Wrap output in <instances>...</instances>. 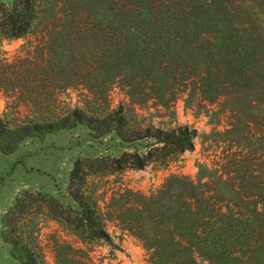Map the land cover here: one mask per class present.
I'll use <instances>...</instances> for the list:
<instances>
[{
  "label": "rangeland",
  "instance_id": "1",
  "mask_svg": "<svg viewBox=\"0 0 264 264\" xmlns=\"http://www.w3.org/2000/svg\"><path fill=\"white\" fill-rule=\"evenodd\" d=\"M180 1L184 11L196 6L200 16H207L203 29L196 31L210 34L203 33L196 43L176 38L169 43L166 56L151 64L144 62L156 76L154 82L133 80L132 75L123 73L114 77L98 62L85 64L87 57L78 56L74 64L66 66L65 51H58L63 60H56L55 54L49 58L50 64L67 67L58 78L75 80L63 85L58 110L79 106L97 115L121 102L133 123L165 128L186 123L196 128V134L191 149L171 155L165 163L154 161L143 168L89 175L81 172L84 189L96 201L114 245L84 238L44 208L32 207L19 221L18 229L40 264H84V260L89 264H178L159 257L151 260L152 249L139 232L151 239L178 238L179 232L190 230L189 236L197 235L185 227L188 221L202 224L204 236L213 238L216 226L223 232L225 223L253 220L249 226L255 231H249V237L251 243L256 240L255 246L246 255L235 254L238 260L227 264H258L264 259V0ZM170 10H175L173 3ZM179 16L181 19L169 21V27L183 26L188 32L194 24L187 21L186 14ZM41 28L37 21L23 36L0 37V67L17 57L40 54V49L49 45L43 44L46 40ZM231 30L235 45L253 52L243 66L232 62L230 55V62L221 64L217 55L218 49L232 42L223 39ZM200 43L204 45L201 49ZM131 66L136 73L137 65ZM5 76L3 69L0 115L20 120L36 112L37 104L26 105L5 90L11 86L5 83ZM147 143L145 138L122 142L113 132L96 137L87 125L77 123L27 137L13 151L0 150V264H22L2 236L3 213L21 191L46 192L72 203L67 187L77 159L113 156L123 149L144 148ZM229 234L221 233V245L245 250L236 243L241 235ZM212 264H224L223 258Z\"/></svg>",
  "mask_w": 264,
  "mask_h": 264
},
{
  "label": "trees",
  "instance_id": "2",
  "mask_svg": "<svg viewBox=\"0 0 264 264\" xmlns=\"http://www.w3.org/2000/svg\"><path fill=\"white\" fill-rule=\"evenodd\" d=\"M171 3L175 5L173 11L170 10ZM182 4L183 1L180 0H11L10 3L0 0V37L23 36L39 21L46 40L43 44L49 43L40 49V54L17 57L4 62V67H0V73L3 69L6 71L5 83L11 85L5 86V90L13 92L26 105H38L36 112L20 120L0 115V150L13 151L27 137L77 123L87 125L91 134L96 137L113 132L122 142L148 139L144 148L123 149L113 156L77 159L67 187L72 203H64L46 192L28 189L21 191L14 204L3 213L2 236L11 244V254L22 264H40L37 253L18 229L19 221L32 207L44 208L84 238H99L114 245L110 233L102 223L96 201L84 189L83 173L89 175L125 168H143L154 161L165 163L171 155L193 147L195 127L186 123L169 128L133 123L127 118L121 102L97 115L89 114L79 106L63 111L57 108V99L63 85H71L75 81L65 76L58 78V74L64 72L69 63L74 64L73 61L78 56L87 57L83 61L89 66L98 62L114 77L123 73L126 76L132 75L133 80L139 78L154 82L156 76L150 68L143 66L144 62L151 64L158 57L166 56L170 51L169 43L176 38L185 37L196 43L201 41L203 33L210 34L205 30H200L199 34L196 31L203 29L201 24L207 16H200L196 6L184 11ZM186 7L189 9L190 5ZM185 14L187 21L194 24L188 32L183 26L174 29L169 27L171 19H181L179 15ZM233 36L231 30L223 39L232 41ZM197 45L200 49L204 47L201 43ZM230 45L217 50L221 64L230 62L227 55L231 56L232 62L242 66L251 59V49L244 45L236 46L235 41L230 42ZM58 51L67 52L66 66L49 63V58L54 57V54L57 55L56 60H63ZM131 65H137L136 73L133 68L135 66ZM125 67L129 69L124 71ZM256 213L260 214V210L256 209ZM257 219L259 218L255 220ZM252 222L253 220H247L246 224L225 223L222 225L225 229L223 232L221 227L216 226L213 238L205 237L206 229L195 221H188L185 227L194 230L197 235L189 236L190 230L179 232L178 238L170 235L168 238L151 239L142 232H139V236L152 249L153 261L155 257H159L167 263L212 264L218 258H223V263L227 264L238 260L235 254L246 255L251 251L252 245L255 246L256 240L251 243L249 237L254 230L249 226ZM239 230L244 232L239 234ZM221 233L241 235L236 243L238 246H245V250H233L228 244L222 246L219 241ZM84 264L89 262L84 260ZM258 264H264V259Z\"/></svg>",
  "mask_w": 264,
  "mask_h": 264
}]
</instances>
